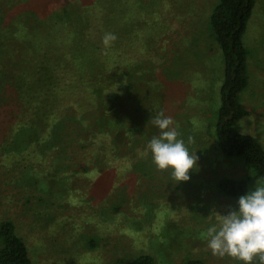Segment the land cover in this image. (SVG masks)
Wrapping results in <instances>:
<instances>
[{
    "label": "rangeland",
    "instance_id": "1",
    "mask_svg": "<svg viewBox=\"0 0 264 264\" xmlns=\"http://www.w3.org/2000/svg\"><path fill=\"white\" fill-rule=\"evenodd\" d=\"M217 1L123 0L131 13L123 18V31L119 29L122 45L112 44L104 57L106 66H116L119 73L114 77L104 73L98 87L107 91L101 96L92 87L67 102L70 111L64 109L69 117L81 116L76 99L93 108L98 104L88 110L95 128L106 110L107 123L97 136L82 138L87 134L75 133V141L63 148L48 149L40 157L33 152L32 176L51 177L60 184V193L51 197L33 187L24 190L6 179L13 173H0V222L17 225L31 264H113L143 251L157 264H184L190 259L242 264L213 256L206 237V230L219 226L229 208L238 210V199L217 192L218 181L248 178L249 191L264 186L241 160L224 158L215 146L224 80L223 53L209 29ZM109 29L103 28L99 36ZM244 44L250 53V80L241 100L249 116L237 128L264 147V0H257ZM100 74L96 71L93 80ZM160 112L173 119L178 138L199 158L187 182L173 179L171 169L159 170L147 147L160 135L151 122ZM112 119L118 125L112 123L111 129ZM189 137L193 143H188ZM103 140L119 143L109 167ZM94 150L101 157L94 156ZM114 208L119 211L111 212ZM91 238L98 247H88Z\"/></svg>",
    "mask_w": 264,
    "mask_h": 264
},
{
    "label": "trees",
    "instance_id": "2",
    "mask_svg": "<svg viewBox=\"0 0 264 264\" xmlns=\"http://www.w3.org/2000/svg\"><path fill=\"white\" fill-rule=\"evenodd\" d=\"M256 4L257 0H218L209 19V29L224 57V80L214 133L216 149L228 160H241L254 179L264 181V147L257 138L237 128L249 116L241 100L250 80V53L244 35ZM129 13L123 0H0V173L7 176L13 173L14 176L6 178L12 179L10 182H16L24 190L36 188L51 197L60 193V184L51 177L32 176L33 152L40 157L48 149L63 148L75 141V133L78 137L87 134L82 138L100 134L110 115L107 110L104 111L107 117L100 116L95 128L88 110L96 109L98 104L93 108L91 103L83 104V100L76 99L81 116L69 117L64 109L71 98L92 87L96 96L107 91L98 87L102 77L107 76L104 73L114 77L120 70L106 66L104 57L108 48L102 41L108 32L105 29L102 36L99 33L103 28H110L109 32L113 33L115 28L117 39L113 44L122 45L123 34L119 29L122 30L123 18ZM109 69L112 72H107ZM96 71L101 74L95 81L92 75ZM114 122L110 120L109 128H113ZM118 144L101 142L108 167ZM93 153L101 157L98 151ZM18 170L22 174L19 171L17 177ZM216 190L224 197L239 199L249 191V179H221ZM88 247H98L97 240L89 239ZM31 263L29 249L18 235L17 225L10 220L1 221L0 264ZM113 264H157V260L143 251L134 257L118 258ZM184 264L204 262L190 259Z\"/></svg>",
    "mask_w": 264,
    "mask_h": 264
},
{
    "label": "clouds",
    "instance_id": "3",
    "mask_svg": "<svg viewBox=\"0 0 264 264\" xmlns=\"http://www.w3.org/2000/svg\"><path fill=\"white\" fill-rule=\"evenodd\" d=\"M117 37L105 33L103 44L110 47ZM160 129V135L148 143L153 162L159 170L171 169L173 179L178 182L190 180V170L197 166L198 156L191 154L170 116L160 112L152 121ZM189 137L188 143H193ZM207 247L212 255L228 256L242 264H264V186H255L238 199V210L229 208L222 215L219 226L206 230Z\"/></svg>",
    "mask_w": 264,
    "mask_h": 264
}]
</instances>
